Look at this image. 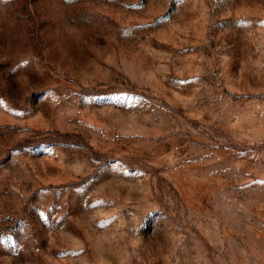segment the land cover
Returning <instances> with one entry per match:
<instances>
[{
    "label": "rangeland",
    "instance_id": "obj_1",
    "mask_svg": "<svg viewBox=\"0 0 264 264\" xmlns=\"http://www.w3.org/2000/svg\"><path fill=\"white\" fill-rule=\"evenodd\" d=\"M0 264H264V0H0Z\"/></svg>",
    "mask_w": 264,
    "mask_h": 264
}]
</instances>
